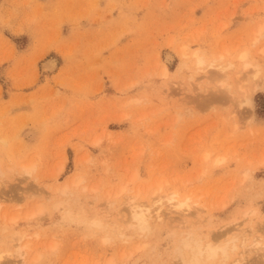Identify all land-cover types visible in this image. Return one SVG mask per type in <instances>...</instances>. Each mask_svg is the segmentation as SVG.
Masks as SVG:
<instances>
[{"label": "rangeland", "instance_id": "obj_1", "mask_svg": "<svg viewBox=\"0 0 264 264\" xmlns=\"http://www.w3.org/2000/svg\"><path fill=\"white\" fill-rule=\"evenodd\" d=\"M262 26L264 0H0V263L264 264ZM160 182L194 206L142 229Z\"/></svg>", "mask_w": 264, "mask_h": 264}, {"label": "bare ground", "instance_id": "obj_2", "mask_svg": "<svg viewBox=\"0 0 264 264\" xmlns=\"http://www.w3.org/2000/svg\"><path fill=\"white\" fill-rule=\"evenodd\" d=\"M263 29H264V26H262L261 29H260V33L261 34L263 33ZM187 49L188 48L186 46H184L183 49H182L184 56H187ZM262 51H264V50H262ZM193 54L196 56V64L198 66H201L205 62V60L198 54V52H194ZM238 58L242 61V63H243L242 65H243V69L244 70L250 67L251 63L247 60V52L246 51H242L239 54ZM54 63H55L54 61L50 60L46 64H47V66L53 68ZM230 66H233V62H231V61L229 62L228 66L220 65V66H218L216 68L219 71H224L225 72L227 67H230ZM167 71H168V68L166 66L165 69H164V74H166ZM220 85L222 87H229L230 83H228L225 79L221 78L220 79ZM238 86H239L238 88L243 90L244 92L248 90V87L247 86L245 87V84H243V83H240V85H238ZM257 87H258V85H256L253 88L252 91L257 89ZM252 91H251V93H252ZM249 93L246 92V94H245V100L248 103L251 102ZM224 159H225L224 157L217 158L215 160V164L220 163ZM34 167H35V164L33 162L23 165L24 171L26 173H28V174L31 173V171L33 170ZM73 181H74L73 182L74 184H77L79 181H81V177L77 176V178L75 180H73ZM69 188H70L69 185L65 184L63 187H59L56 190L58 192H60V193H67ZM161 188H162V183L160 182L159 188H158V190H156L157 192L154 191V193H156V195L155 196L153 195V197L151 198V201L149 203L147 202L148 204H146V203L145 204L144 203H135V202H131L129 204L130 205V211L132 213V216H133L134 220L136 221L137 225L140 228H142V229L150 228L151 220L153 219V216L155 217V220H159V221L164 220L163 218H165V217L163 216V212L162 211H166V209H165L166 207L168 209V213L169 214H172L173 212H176V213L178 212V213H180L182 215H187V214H189L191 212V209L194 206V203L192 202L191 197L181 198L178 195V193H176V192H174V193L163 192V191H160ZM124 190H125V188H122L121 191H124ZM134 197L132 199H134ZM154 204H155V206H157V207L153 208V209H155V212L153 210V212L155 214H153V212L151 210V208L154 206ZM167 216H168V214H167ZM168 218H169V216H168ZM186 219H187V217H186ZM24 235H26V234L24 233ZM36 235H38V234H36ZM256 244H258V243H256ZM184 246L187 247L188 251L191 253V256H190L191 261L187 262L186 264H193L195 261H199L202 257H205L207 259V258H209L211 256H214V254H216L218 252V250H220L218 248H222V246H220V247L219 246H214L210 242H208L207 244H203L202 242H200L198 240H195V239L186 240L184 242ZM29 247H30L29 242L24 243V244H17V253L21 257H23L24 253L26 252V250ZM262 248L264 249V246H262ZM6 255H15V253L8 252ZM2 256L3 255L0 253V262H1Z\"/></svg>", "mask_w": 264, "mask_h": 264}]
</instances>
